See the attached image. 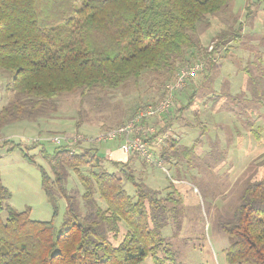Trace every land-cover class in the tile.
<instances>
[{
	"label": "trees",
	"instance_id": "16d2710c",
	"mask_svg": "<svg viewBox=\"0 0 264 264\" xmlns=\"http://www.w3.org/2000/svg\"><path fill=\"white\" fill-rule=\"evenodd\" d=\"M231 1L0 0V70L10 74L6 89L16 94L0 108V130L44 117L64 92L79 89L87 96L98 89L115 90L145 71L158 73L163 88L188 64L207 60L215 66L216 56H226L228 44L241 37L243 23L222 29L212 48L201 45L197 32ZM258 3L264 5V0ZM166 93L164 89L162 97ZM194 96L179 110L188 109ZM155 117L143 118L142 124L154 126ZM161 128L156 126L146 140L163 134ZM122 140L110 141L121 147ZM34 142L16 143L8 151L19 148L35 162L26 153L37 146ZM153 143L152 150L160 144ZM194 150V144L182 145L169 135L168 146L155 149L154 160L173 161L180 154L189 158ZM41 152L51 169L39 165L45 194L54 206L57 195L67 201L64 225L56 229L53 220H33L30 208L14 209L0 177V264H139L148 255L155 264H174L175 255H160L172 254L161 231L169 220L181 227L179 201L138 175L139 163H156L137 153H127L126 162L108 160L92 145L77 149L62 144L52 153ZM70 170L84 187L85 212L67 187ZM219 228L230 239V264H264V176L247 181L233 214L220 219Z\"/></svg>",
	"mask_w": 264,
	"mask_h": 264
},
{
	"label": "rangeland",
	"instance_id": "374dc122",
	"mask_svg": "<svg viewBox=\"0 0 264 264\" xmlns=\"http://www.w3.org/2000/svg\"><path fill=\"white\" fill-rule=\"evenodd\" d=\"M240 23L241 37L228 44L229 53L223 57L218 54L215 66L200 61L208 67L174 95L169 114L155 117L154 126L162 127L160 131L167 135L155 149L167 147L170 135L182 145L194 144L193 154L173 158L177 164L160 158L148 167L138 159V175H144L149 186L163 195L173 192L179 201L181 227L169 220L161 231L172 254L161 251L160 255H175L174 264H230L226 259L230 239L219 228V221L233 214L247 181L264 176V5L258 0H232L211 17L208 26L198 28L197 36L204 48H212L222 29H237ZM10 81V74L0 70V108L15 99V92L6 89ZM164 89L167 91V86L162 88L158 73L145 71L115 90L98 89L87 96L79 89L64 92L56 99L55 109L44 117L5 125L0 130V177L12 194L9 204L18 211L30 208L33 220H53L56 229H61L67 201L57 195L54 206L45 194L39 165L48 172L51 169L41 150L52 153L62 144L77 149L92 145L107 156V150L117 149L116 141L90 139L126 125L136 111L162 101ZM192 94L193 104L179 110ZM55 137H60L59 143ZM33 141L37 146L26 153L35 162L25 158L19 148L8 151L16 143ZM153 142L148 140L154 157ZM67 187L75 192L85 212L84 187L72 170ZM127 189L133 192L134 188L128 183ZM3 216H7L6 211ZM139 264L155 262L148 255Z\"/></svg>",
	"mask_w": 264,
	"mask_h": 264
},
{
	"label": "built area",
	"instance_id": "2783aa9c",
	"mask_svg": "<svg viewBox=\"0 0 264 264\" xmlns=\"http://www.w3.org/2000/svg\"><path fill=\"white\" fill-rule=\"evenodd\" d=\"M203 67L204 65L202 63H193L184 66L177 74L175 81L167 85V94L162 101H159L155 105H150L147 109L138 113L126 125L100 133L99 136L91 138L90 141H109L121 136L123 140L120 148L125 153H137L147 162L154 163L155 160L148 146V140L146 139L149 135L152 136L156 133V127L142 124L143 118L161 116L165 112H168L173 104L175 91L183 89L187 81L194 78L198 71L203 70ZM165 137L166 134L156 136L154 140L155 144L161 143ZM53 140L59 143L60 137H55Z\"/></svg>",
	"mask_w": 264,
	"mask_h": 264
},
{
	"label": "crops",
	"instance_id": "0c3cea01",
	"mask_svg": "<svg viewBox=\"0 0 264 264\" xmlns=\"http://www.w3.org/2000/svg\"><path fill=\"white\" fill-rule=\"evenodd\" d=\"M130 156L127 155V153H124L120 147L118 146L116 150H107V156L106 159L108 160H115V161H121L126 162L129 160Z\"/></svg>",
	"mask_w": 264,
	"mask_h": 264
}]
</instances>
